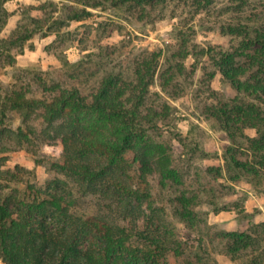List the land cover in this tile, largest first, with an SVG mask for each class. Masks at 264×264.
<instances>
[{"label":"trees","instance_id":"1","mask_svg":"<svg viewBox=\"0 0 264 264\" xmlns=\"http://www.w3.org/2000/svg\"><path fill=\"white\" fill-rule=\"evenodd\" d=\"M7 1L0 0V32L10 16ZM168 1L63 0L59 9L67 21L90 15L87 7L103 2L136 4L142 16H157ZM214 1L177 0L195 11L208 10ZM227 1L224 9L234 19L220 23L219 29L233 38V45L228 49L210 45L193 53L208 55L210 63L203 67L204 74L209 78L219 74L235 93L205 109L224 143L215 149L223 163L204 171L219 189H227L225 194H232L229 190L242 182L259 193L264 192V0ZM45 4L57 7L54 1L45 0L40 7L42 19L25 15L32 27L18 22L10 37H0V54L13 47L22 53L23 44L34 34L52 30L47 14L53 10L47 12ZM244 12L248 14L242 15ZM187 47L188 40L181 39L172 56L184 59ZM159 56L160 50L142 52L132 60L130 73L104 70L91 85L82 87L90 81L79 68L83 61L91 60L85 55L82 62L67 63L71 69L67 75L63 69L43 71L42 75L26 71L27 81L16 75L11 88L0 93V264H171L169 255L182 260L181 264H196L203 254L209 255L198 232H193L194 207L202 202L199 195L207 192L208 202L216 204L214 199L220 194L216 188L206 185L174 197V214L187 232L179 238L151 192L154 176H159L161 187L166 182L183 184L172 145L153 139L154 132L161 133V125L167 123L169 109L158 93V104L147 102ZM8 57L12 63L13 57ZM174 75V71L169 73L162 91H168L165 85L172 84ZM32 86L48 98L29 95ZM173 92L168 94L176 98L178 93ZM8 110L19 117L16 127L9 124ZM246 129H253L255 135L249 136ZM177 136L185 148L187 137ZM55 143L61 144L62 153L50 161L57 173L44 188L24 181L22 173L31 171L18 166L1 169L14 150L25 149L38 161L37 147ZM218 178L228 185L218 183ZM21 182L23 189L17 186ZM249 222L243 231L221 234L228 240L224 252L231 257L249 256L244 264H264V223L259 224L260 231ZM192 240L195 243L189 244ZM212 264L218 263L212 259Z\"/></svg>","mask_w":264,"mask_h":264},{"label":"rangeland","instance_id":"2","mask_svg":"<svg viewBox=\"0 0 264 264\" xmlns=\"http://www.w3.org/2000/svg\"><path fill=\"white\" fill-rule=\"evenodd\" d=\"M43 1L45 0H8L5 7L10 16L0 32V37H10L18 22L32 27L25 17L27 14L42 19L44 14L40 7ZM52 1L57 4L55 9L49 4L44 5L47 12L53 10L47 14V25H52V30L47 32L48 34H44L45 29L34 34L23 44L22 53H18V48L14 47L9 52H1L0 93L11 88L16 82V75L22 77V81H27L24 73L26 71L41 74L43 71L55 73L63 69L67 75L71 72L67 63L82 62L85 55H90L91 60L83 61L79 68L89 75L90 81L86 80L81 85L88 87L104 70L130 73L132 60L140 53L160 50L158 72L150 87L147 102L158 104L155 96V93H158L164 98L169 109L167 123L160 128L161 133L157 131L152 134L153 139L172 145L174 163L183 172V184L166 182L165 186L161 187L158 184L159 176H154L151 178L153 199L156 206L162 207L173 227L172 231L179 238L184 232V224L178 221V216L174 214V197L182 191L189 195V190L202 189L206 185L216 188L220 193L214 199L216 204L208 202L210 197L207 192V195H199L202 202L194 207L196 224L193 232H198L206 253L210 255L208 257L209 255L203 254L202 260L196 264H212V259L218 264H244L249 256L237 254L231 257L226 254L224 251L228 240L221 234L243 231L249 227V221L257 224L260 231H263L259 224L264 223V214L257 210L252 211L249 207L248 211L252 217L248 216L245 213L244 201L240 200L244 197L243 192L234 186V191L229 190L232 194H225L227 189H219L217 183L204 171L205 167H217L223 163L220 152L215 154V149L224 143L217 131L216 122L205 116V109L219 100L233 97L235 93L219 74H215L213 78L204 74L203 67L210 63L208 55L193 54L195 49H205L210 45H221L224 49L233 45V38L221 33L219 29L220 23L227 24L229 19H234V14L224 9L228 6V1L215 0L208 10L195 11L193 7H183L177 0H169L157 16H142L136 4L114 5L103 2L95 8L87 7L90 15L73 21L62 18L64 12L59 7L63 0ZM69 4L77 6L73 2ZM245 14L248 13H242ZM180 32L184 34L183 38ZM181 39L188 40L185 52L189 53L184 59L172 56ZM9 55L13 57L12 63ZM162 71L163 75L160 76ZM173 71L175 75L172 84H166L168 91H162L161 84L167 83L166 77ZM31 89L33 91L29 95L48 98L47 93L37 91L34 86ZM172 92L178 93V96L170 97L168 93ZM6 117L12 127L19 124V117L14 111H6ZM177 135L181 136L182 140L187 137L185 148L177 142ZM190 147L198 149L192 152ZM36 150L38 161L36 156L25 149L10 152L1 169L14 170V167L18 166L25 171H31L22 173L24 181L44 188L56 176L57 172L50 166V161L60 158L62 146L59 143L40 144ZM217 182L228 185L225 179L218 178ZM24 185L23 182L17 184L20 189H23ZM241 185L244 187L246 184L242 182ZM85 202L81 201L82 208L85 207ZM218 209L222 210L216 212ZM186 233L185 231L182 236H186ZM193 242L192 240L188 243ZM168 258L171 264L182 263V260L172 255Z\"/></svg>","mask_w":264,"mask_h":264},{"label":"crops","instance_id":"3","mask_svg":"<svg viewBox=\"0 0 264 264\" xmlns=\"http://www.w3.org/2000/svg\"><path fill=\"white\" fill-rule=\"evenodd\" d=\"M245 132L249 136H254V130L253 129H246ZM235 187H238L243 193H244V206H245V212L248 211V208L251 207V210H257L260 212V214H264V192H256L251 189L249 184H246L244 187H242L241 184L235 185Z\"/></svg>","mask_w":264,"mask_h":264}]
</instances>
